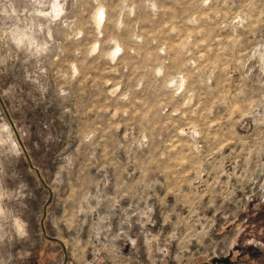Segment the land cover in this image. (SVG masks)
I'll return each instance as SVG.
<instances>
[{
	"label": "clouds",
	"instance_id": "9594fccd",
	"mask_svg": "<svg viewBox=\"0 0 264 264\" xmlns=\"http://www.w3.org/2000/svg\"><path fill=\"white\" fill-rule=\"evenodd\" d=\"M210 2L201 0V7ZM32 4L28 18L17 19L7 35L18 51L38 59L56 43L54 26L68 28L62 19L67 0ZM138 11L158 17L162 9L157 0H121L116 34L105 40L98 31L87 45L92 71L73 59L61 73L58 92L66 103L82 79L92 78L98 90L88 105L92 118L78 142L89 146L86 163L73 152L64 157L72 172L94 169L98 185L95 194L88 190L77 197L72 223L61 228L65 242L75 241L84 264H173L174 257L185 264L195 256L197 244L211 236L216 223L212 210L224 206L227 216L233 210L228 205L238 208L264 199V151L255 146L264 133V92L252 87L257 78L264 84V38H245L251 18L235 12L220 24L227 31L217 37V45L200 30L202 17L194 11L185 17L187 30L174 48L168 39L140 27ZM0 14L18 15L11 4H0ZM94 15L102 29L105 9L97 8ZM161 31L167 37L177 30L170 23ZM84 35L78 30L69 39ZM216 47L224 50L222 58ZM9 130L16 147L19 135L6 116L0 131ZM113 185L116 191H108ZM99 186L111 201L109 213L93 203ZM14 223L19 235L26 236L27 225L20 219Z\"/></svg>",
	"mask_w": 264,
	"mask_h": 264
},
{
	"label": "rangeland",
	"instance_id": "374dc122",
	"mask_svg": "<svg viewBox=\"0 0 264 264\" xmlns=\"http://www.w3.org/2000/svg\"><path fill=\"white\" fill-rule=\"evenodd\" d=\"M157 2L162 9L160 15L152 17L138 11L137 22L149 34L168 39L174 48L178 47L175 41L187 30L185 17L194 11L202 17L200 30L217 45L220 43L217 37L227 31L221 29L220 24L237 11L251 18L245 38H264V0H211L207 8L201 7V0ZM0 4H11L18 14L16 18L0 14V126L7 116L20 140V144L13 147L15 135L12 131H0V207L4 209L0 215V264H84L77 258L75 241L65 242L66 233L61 228H68L72 223L77 197L88 190L95 194L98 185L91 174L94 169L85 168L82 172L78 168L72 172L64 157L73 152L82 165L86 163L89 146H81L78 142L81 129L92 118L88 105L95 102L98 90L92 78L82 79L67 103L58 90L63 83V67L68 61L79 60L85 69L92 71L85 55L87 45L96 39L98 31L103 32L105 40L116 34L114 21L120 13L121 0H67L62 19L68 28L54 26L56 43L48 56L38 59L18 51L7 35L17 19L28 18V12L33 9L32 0H0ZM99 7L105 9L102 29L96 26L94 15ZM170 23L175 26L176 35L164 37L161 27L166 31ZM78 30L85 33L84 37L69 39ZM215 53L221 58L224 56L220 47L215 48ZM94 67L99 68L100 64ZM225 83L236 86L235 81ZM252 87L264 92L259 78ZM65 107H70L71 111L65 112ZM261 140H264V133L255 142L258 152L264 151ZM110 169L115 176L116 168L110 165ZM99 187L100 194L93 203L100 204V212L109 213L111 201L103 187ZM108 191L115 192V186ZM228 207L233 210L227 216L224 206L209 213L216 221L211 236L206 243L197 244L195 256L185 264H211L212 259L225 257L232 245L237 251L243 250L247 240L264 243V199L252 203L245 201L238 208ZM16 219L27 225L26 236L19 235ZM173 264L180 262L174 257Z\"/></svg>",
	"mask_w": 264,
	"mask_h": 264
},
{
	"label": "flooded vegetation",
	"instance_id": "af4514ba",
	"mask_svg": "<svg viewBox=\"0 0 264 264\" xmlns=\"http://www.w3.org/2000/svg\"><path fill=\"white\" fill-rule=\"evenodd\" d=\"M243 250L237 251L232 245L227 251L229 264H258L264 260V243L256 240H247L242 246ZM250 254H253L250 255Z\"/></svg>",
	"mask_w": 264,
	"mask_h": 264
},
{
	"label": "water",
	"instance_id": "95a60500",
	"mask_svg": "<svg viewBox=\"0 0 264 264\" xmlns=\"http://www.w3.org/2000/svg\"><path fill=\"white\" fill-rule=\"evenodd\" d=\"M228 258V256H225L221 259L214 258L211 260V264H229Z\"/></svg>",
	"mask_w": 264,
	"mask_h": 264
}]
</instances>
